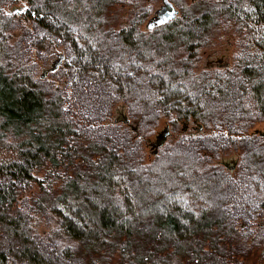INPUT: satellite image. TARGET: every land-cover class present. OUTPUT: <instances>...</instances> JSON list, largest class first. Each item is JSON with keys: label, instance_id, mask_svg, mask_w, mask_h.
<instances>
[{"label": "trees", "instance_id": "obj_1", "mask_svg": "<svg viewBox=\"0 0 264 264\" xmlns=\"http://www.w3.org/2000/svg\"><path fill=\"white\" fill-rule=\"evenodd\" d=\"M14 1L0 0V264H250L252 246L264 257V130L249 131L264 120V0H171L176 16L147 28L158 0H130L119 28L105 23L125 0L5 10ZM223 21L237 31L232 62L196 70ZM50 44L61 60L38 74ZM118 100L126 118L106 120ZM163 117L169 133L146 161ZM229 150L235 163L215 161Z\"/></svg>", "mask_w": 264, "mask_h": 264}, {"label": "rangeland", "instance_id": "obj_2", "mask_svg": "<svg viewBox=\"0 0 264 264\" xmlns=\"http://www.w3.org/2000/svg\"><path fill=\"white\" fill-rule=\"evenodd\" d=\"M192 1V0H188ZM26 2L21 0H16L12 3L5 5V10H12L15 7L22 8ZM163 4V0H158L154 6H152V10L150 14L146 17L145 22L142 24L143 28L153 27L157 23V9ZM132 7V2L130 0H125L124 2H118L110 6L107 21L105 23V27H115L119 28L123 24L126 23L127 17L129 15V11ZM18 9V8H17ZM13 33V37L11 40H14L16 34L19 32V29H11ZM237 31L234 29V25L230 21H223L217 28L212 31V34L209 36V42L203 45L200 48V56L196 63V70L204 67H214V66H223L232 62L233 56L237 50ZM41 52L43 54L39 58L40 67L37 70L38 74L48 73V71L58 65V62L61 60L63 48L62 45L50 44L42 48ZM56 77V76H54ZM70 91V90H69ZM128 114V104L123 100H118L115 102L111 108L110 114L107 115L108 121H123ZM132 123V119H130ZM169 120L166 118H161L158 126L155 131L144 137L142 141V148L145 154V160L150 161L153 159L157 148L158 142H155L163 136V132L165 131ZM127 123V122H126ZM184 123V122H183ZM129 124V123H128ZM130 126V125H127ZM194 122L190 121L189 130H194ZM135 127V125L133 126ZM257 130H264V120L257 121L251 128L250 132H256ZM154 141V142H153ZM161 141V140H158ZM238 156V152L235 150H229L221 154L220 157L215 159L216 162H221L222 164H230L235 163V158ZM35 174L39 177H43V171L35 172ZM37 189L36 181L32 182V186L30 189L25 190V194H30ZM39 220L37 223V227L41 230L47 229L49 227L48 218L39 213ZM259 223L257 220L251 223V231L255 234L256 228ZM239 226L242 229L244 228V224L242 222L239 223ZM255 230V231H254ZM248 260L250 264H264V257L261 255V248H257V246H252L251 253L248 255Z\"/></svg>", "mask_w": 264, "mask_h": 264}, {"label": "water", "instance_id": "obj_3", "mask_svg": "<svg viewBox=\"0 0 264 264\" xmlns=\"http://www.w3.org/2000/svg\"><path fill=\"white\" fill-rule=\"evenodd\" d=\"M156 11L158 12L157 13L158 18L156 20L157 23H160L172 17H175L179 9L171 0H163V4ZM260 131L263 132L262 130ZM168 133H169V128L166 127L165 131L163 132V136L161 138L165 137Z\"/></svg>", "mask_w": 264, "mask_h": 264}]
</instances>
